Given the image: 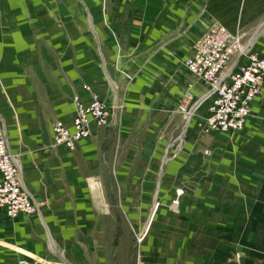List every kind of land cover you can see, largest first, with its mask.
Wrapping results in <instances>:
<instances>
[{"label": "rangeland", "instance_id": "374dc122", "mask_svg": "<svg viewBox=\"0 0 264 264\" xmlns=\"http://www.w3.org/2000/svg\"><path fill=\"white\" fill-rule=\"evenodd\" d=\"M89 1L100 16L101 9L112 2L128 4V0ZM75 6L73 0H0V14H5L0 17V107L7 113L12 141L18 140L21 128L8 94L11 90L22 99L23 112L30 115V135L35 134L39 140L36 152L54 153L55 167L64 161L60 156L73 154L79 143H99L95 157L97 173L101 171V175L92 178L97 184L96 202L91 207L94 214L82 217L83 228L95 230L85 237L87 246L106 247L115 234V249L126 251L128 259V248L135 244L130 250L131 263L140 264L143 237L140 239L137 232L145 224L147 214L152 213L145 228L152 219V227L164 225L166 218L162 212L182 211L180 220L172 217L176 225L172 229L177 231L182 226L178 221L185 225L182 220L190 217L189 210L200 222L208 215L216 221H226V230L234 239L245 216H237L238 207L234 208L232 197L224 194L226 185L222 173L212 163L213 154L203 153L210 137L200 132L205 103L201 102L191 114L189 125L180 136L185 118L181 106L189 108L194 103L196 96L187 88L189 77H195L183 69L182 61L172 70L162 71L161 65L167 62L160 60V56L166 55L162 53L165 49L146 59L150 70L144 64L132 67L130 61L126 68L117 71L121 63L118 58L131 52L128 37L122 35L124 39L117 46L122 48L121 55L104 62L120 94L115 106L117 113L111 118L115 124H91L89 136L79 141L73 151L50 143V126L54 121L70 126L74 116L72 100L78 88L85 93L88 87L104 106H109L108 83L101 74L85 16L75 12ZM82 149L92 154L95 147ZM163 155L166 162L161 166ZM102 160L107 171L102 169ZM83 165L87 167L86 159Z\"/></svg>", "mask_w": 264, "mask_h": 264}, {"label": "crops", "instance_id": "0c3cea01", "mask_svg": "<svg viewBox=\"0 0 264 264\" xmlns=\"http://www.w3.org/2000/svg\"><path fill=\"white\" fill-rule=\"evenodd\" d=\"M73 1L75 12L85 16L91 33L101 74L109 86V105L116 106L120 94L104 62L121 55L122 48L117 46L124 34L131 52L118 58L121 63L117 71L131 62L132 67L144 64V68L150 70L146 59L154 58L161 49L166 50L162 52L166 55H161L160 60L164 58L167 62L161 65L162 71L172 70L181 61L185 69L183 60L192 54L193 44L214 23L222 24L231 32L238 31L242 34V43L248 41L251 51L264 57V0H128V4L110 3L101 9V16L89 0ZM0 17L4 18L5 14ZM115 48L119 53H113ZM90 59L93 60L92 55ZM194 77L196 79L189 77L187 89L196 96L192 102L199 104L209 88ZM261 90L260 96L250 104L251 115L244 129L230 135H207L210 137L203 149V153L207 150L213 154L212 163L222 173L223 185H226L224 194L232 197L234 208L238 207L237 216H245L235 238L231 239L232 234L226 230V221H216L213 215L203 216L200 222L189 210L190 217L182 220L185 225L178 221L182 226L175 231L172 217L180 220L182 211L162 212L166 218L164 225L152 227L151 218L145 228L148 213L145 224L137 232L143 237L140 264H264V81ZM13 92L8 94L21 128L18 140L12 141L7 113L1 107L0 116L23 186L41 202L42 208L39 215L21 213L11 220L0 213V264H18L20 260L27 264H132L130 250L135 244L128 248L127 259L126 251L117 250L113 245L115 234L106 247L85 245V237L95 232L83 228L82 217L94 214L91 207L96 202L97 184L92 178L101 175V171L97 173L95 157L99 143L93 140L88 141L89 144L79 143L73 154L60 156L64 161L60 167H55L54 153L36 152L39 140L35 134L30 135V115L23 112L22 99ZM76 92L83 103L89 102L87 92L80 88ZM204 103L206 106L207 102ZM187 117L191 118V114ZM188 119H184L180 136L189 125ZM67 127L71 128V124ZM51 139L52 127L50 143ZM91 145L95 147L92 154L82 149ZM84 159L87 167L83 165ZM165 162L163 155L160 165ZM101 165L103 170L107 169L104 160Z\"/></svg>", "mask_w": 264, "mask_h": 264}, {"label": "built area", "instance_id": "2783aa9c", "mask_svg": "<svg viewBox=\"0 0 264 264\" xmlns=\"http://www.w3.org/2000/svg\"><path fill=\"white\" fill-rule=\"evenodd\" d=\"M241 38L238 31L231 32L222 24L214 23L193 44L192 54L183 60L184 68L209 88L200 100V103L207 102L206 114L200 122V132L204 135L242 131L251 115V102L261 94L264 57L251 51L248 41L242 43ZM85 90L90 95L89 102L83 103L78 95L73 97L71 128L60 120L52 123L53 146L73 151L79 141L89 136L91 124L103 127L117 113L114 105L104 106L88 87ZM200 103L192 104L190 109L181 106L184 114L188 110L184 117L191 109L192 114ZM204 154L209 155V151L205 150ZM41 208V202L23 186L0 116V213L14 219L21 213L39 215ZM19 264L27 263L20 260Z\"/></svg>", "mask_w": 264, "mask_h": 264}, {"label": "bare ground", "instance_id": "6f19581e", "mask_svg": "<svg viewBox=\"0 0 264 264\" xmlns=\"http://www.w3.org/2000/svg\"><path fill=\"white\" fill-rule=\"evenodd\" d=\"M194 104V103H193ZM196 105H197V103H196ZM190 107V106H189ZM187 109H188V107H186ZM190 109V108H189ZM197 110V109H196ZM192 111V109L190 110V112ZM187 112H188V110H187ZM186 112V113H187ZM190 112L188 113L189 115H190ZM188 114H187V116H188ZM184 116H185V114H183ZM153 210V209H152ZM152 210H151V212H152ZM150 214H152V213H150ZM142 237V236H141ZM141 237H140V239H141ZM139 239V238H138ZM50 240V239H49Z\"/></svg>", "mask_w": 264, "mask_h": 264}, {"label": "water", "instance_id": "95a60500", "mask_svg": "<svg viewBox=\"0 0 264 264\" xmlns=\"http://www.w3.org/2000/svg\"><path fill=\"white\" fill-rule=\"evenodd\" d=\"M248 43H249V42H248ZM197 103H198V102H197ZM187 119H188V117L186 116V117H185V120H187Z\"/></svg>", "mask_w": 264, "mask_h": 264}]
</instances>
